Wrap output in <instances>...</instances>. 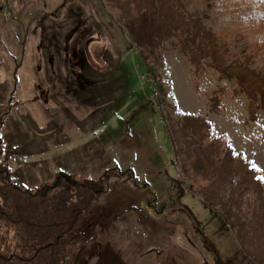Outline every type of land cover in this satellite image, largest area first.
Returning <instances> with one entry per match:
<instances>
[{"label":"rangeland","instance_id":"374dc122","mask_svg":"<svg viewBox=\"0 0 264 264\" xmlns=\"http://www.w3.org/2000/svg\"><path fill=\"white\" fill-rule=\"evenodd\" d=\"M184 2L264 70V0ZM130 44L105 0H0L1 164L32 189L59 174L107 176L68 264H256L194 194L166 118L204 116L264 178V111L247 123L246 97L231 93L209 111L212 69L195 76L179 49L162 50L151 79Z\"/></svg>","mask_w":264,"mask_h":264},{"label":"trees","instance_id":"16d2710c","mask_svg":"<svg viewBox=\"0 0 264 264\" xmlns=\"http://www.w3.org/2000/svg\"><path fill=\"white\" fill-rule=\"evenodd\" d=\"M105 2L151 79L158 77L161 51L179 49L195 76L206 67L218 75L220 84L210 93L209 111L219 113L229 93L244 95L246 122L258 120L264 111V70L253 66L251 56L234 52L225 32H215L200 16L190 13L184 0ZM226 82L234 86L228 87ZM195 87L199 89L198 82ZM159 89L167 94L162 85ZM166 120L176 154L183 152L181 169L194 194L212 211L219 209L214 216L232 230L243 252L254 263L264 264V180L260 170L242 152L236 153L223 135L213 136L212 125L204 116L184 113L181 120L170 115ZM3 147L0 138V157ZM106 182L107 176L78 180L59 174L32 189L15 182L11 170L0 162V264H68V246L81 242L76 227L90 214L92 204L105 195ZM248 191L256 197L244 210Z\"/></svg>","mask_w":264,"mask_h":264},{"label":"crops","instance_id":"0c3cea01","mask_svg":"<svg viewBox=\"0 0 264 264\" xmlns=\"http://www.w3.org/2000/svg\"><path fill=\"white\" fill-rule=\"evenodd\" d=\"M15 172H16V171H15ZM59 173H62V172L59 171ZM68 175H70V174H68ZM71 176H72V175H71Z\"/></svg>","mask_w":264,"mask_h":264},{"label":"snow or ice","instance_id":"6c2138e0","mask_svg":"<svg viewBox=\"0 0 264 264\" xmlns=\"http://www.w3.org/2000/svg\"><path fill=\"white\" fill-rule=\"evenodd\" d=\"M262 179H264V178H262Z\"/></svg>","mask_w":264,"mask_h":264}]
</instances>
